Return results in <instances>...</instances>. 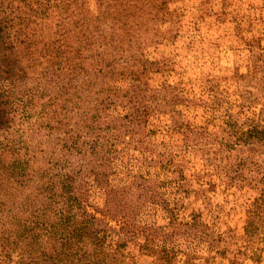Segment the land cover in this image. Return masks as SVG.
Masks as SVG:
<instances>
[{
    "label": "rangeland",
    "instance_id": "374dc122",
    "mask_svg": "<svg viewBox=\"0 0 264 264\" xmlns=\"http://www.w3.org/2000/svg\"><path fill=\"white\" fill-rule=\"evenodd\" d=\"M0 264H264V0H0Z\"/></svg>",
    "mask_w": 264,
    "mask_h": 264
}]
</instances>
